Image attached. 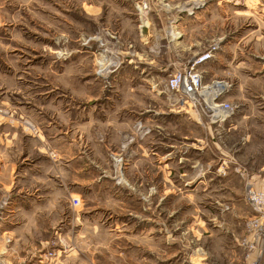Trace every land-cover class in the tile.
I'll return each instance as SVG.
<instances>
[{
    "label": "rangeland",
    "instance_id": "1",
    "mask_svg": "<svg viewBox=\"0 0 264 264\" xmlns=\"http://www.w3.org/2000/svg\"><path fill=\"white\" fill-rule=\"evenodd\" d=\"M257 1L0 0V172L56 203L38 207L40 234L20 264H249L240 243L259 215L249 189L264 185V170L253 178L264 166V60L243 56L253 27L232 13ZM158 5L169 11L150 13ZM215 44L198 70L203 83H231L216 100L232 108L223 121L168 87ZM5 181L0 264H19L2 254L17 189Z\"/></svg>",
    "mask_w": 264,
    "mask_h": 264
},
{
    "label": "crops",
    "instance_id": "2",
    "mask_svg": "<svg viewBox=\"0 0 264 264\" xmlns=\"http://www.w3.org/2000/svg\"><path fill=\"white\" fill-rule=\"evenodd\" d=\"M237 9L238 8H236L232 14L239 13L247 17L246 21L248 22L247 23L243 22V24H241L242 28L246 27L247 29H250L249 26L253 27L251 28L253 30L252 37H250V34H248L246 37H242V40H246L244 44L246 45L245 47L247 49L246 54L245 52H243L244 53L243 56L246 57L247 59L256 58L259 61L261 60L263 61L264 60V52H263L264 48H261L263 49V51L259 48L257 55L254 53V51H251V50H252V47H256V45L260 47L261 45L259 44L262 40H263L262 42H264V32H263L264 31L263 29L264 28V0L262 2L257 1L256 4L248 7V9H245V10H237ZM168 11H169V7L166 5L165 6L158 5V6L150 8V13L157 14V15L162 14V13H167ZM199 11H196L193 14L194 21H197L200 19L201 11L200 12ZM228 19H230V17H228ZM162 25H163L162 27L164 28L165 24L162 23ZM178 25L180 26L181 24H178ZM146 26L148 25L146 24ZM191 34L186 30L184 31L183 41H182L183 48L181 49L183 50V53L186 52L189 48H191V45L193 44V42L191 41L193 34L192 35ZM235 36L236 35L232 34V36L227 39L228 40L227 42H230L231 39L233 38L235 39ZM255 37H256V42L258 43L256 45L253 39ZM196 52L194 53L192 52V53L195 54ZM219 53L217 52L213 59H216ZM213 59H211L210 61H212ZM210 69H211V66L207 67V64H206L203 70V75H205L207 72H210L211 71ZM262 70L263 69H258L257 75L261 74L263 72ZM255 96L260 99L261 94L259 93V91H257ZM262 170H264V166L258 169L257 173L254 174L253 178H258L259 173L262 172ZM0 173H1L0 180H2L3 177L5 180H7L3 184H5L6 186L9 185L10 188L12 187L17 188L14 194L13 201L11 205H9V209H7L3 213V216L1 218V221L4 226L2 227L4 239H6V242L11 240L10 244L8 245V248L6 249H5V244H2L4 247V250H2V254H6L3 252L7 250V253H9L10 255H14L16 258L19 259L18 261L19 264L21 262L25 263L26 262L24 258L25 255L31 253L29 250H27V247L30 242L32 241L35 242V240L38 238V237L36 238L34 237L35 232L40 234V230H41V223H40L41 221L39 217L41 216V214H43V211L39 209L38 207L44 204L46 205V202H49L55 205L56 203L53 199H41L39 197H33V196L27 197L25 193H21L23 191V188L20 187L19 185L20 182H19V178L17 177L18 176L17 174L14 175L13 173L12 175V171H8L6 169H3ZM54 213H56V211H54ZM26 229H29L30 231L29 235H26L24 233Z\"/></svg>",
    "mask_w": 264,
    "mask_h": 264
},
{
    "label": "built area",
    "instance_id": "3",
    "mask_svg": "<svg viewBox=\"0 0 264 264\" xmlns=\"http://www.w3.org/2000/svg\"><path fill=\"white\" fill-rule=\"evenodd\" d=\"M200 7V3H197ZM217 45H212L199 57H197L191 65L182 68L177 73L170 76L168 87L172 92L180 94L184 101L191 105H202L203 99L205 108L214 121H223L231 111V106L217 102V98L221 97L226 90L231 87V83L226 80H214L210 83H203L202 75L198 70V66L213 58ZM207 96H211L209 99ZM214 108V111L210 109ZM248 198L259 215L255 219H250L248 225L251 231V236L240 243V247L248 252L245 258L249 264H264V185L260 189L250 188ZM74 205L80 203V199L73 197ZM255 255L256 257H254Z\"/></svg>",
    "mask_w": 264,
    "mask_h": 264
},
{
    "label": "bare ground",
    "instance_id": "4",
    "mask_svg": "<svg viewBox=\"0 0 264 264\" xmlns=\"http://www.w3.org/2000/svg\"><path fill=\"white\" fill-rule=\"evenodd\" d=\"M210 109L214 111V108L213 107H210Z\"/></svg>",
    "mask_w": 264,
    "mask_h": 264
}]
</instances>
